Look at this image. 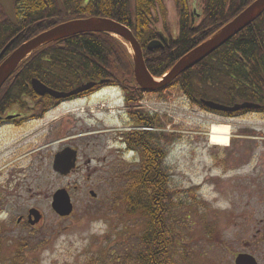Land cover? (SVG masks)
Instances as JSON below:
<instances>
[{"label": "rangeland", "instance_id": "1", "mask_svg": "<svg viewBox=\"0 0 264 264\" xmlns=\"http://www.w3.org/2000/svg\"><path fill=\"white\" fill-rule=\"evenodd\" d=\"M188 1L191 11L201 13L203 0ZM165 3L176 38L177 7L174 0ZM157 26L164 32L162 15ZM56 85L68 87L60 80ZM219 93L223 104L244 102L231 91ZM167 95L166 100L153 94L150 109L163 111L165 131L172 136L165 165L176 203L171 219L176 258L180 264H235L239 253H249L264 264V114L225 117L192 103L177 86ZM122 98V90H104L88 103L64 104L20 131L0 133V264L127 263L125 254L137 247L144 219L127 213L129 175L109 171L113 132L91 137L95 130L121 124ZM213 123L232 126L229 146L211 144ZM69 131L78 133L70 136ZM70 145L80 149L81 168L62 176L53 169L55 154ZM61 188L74 203L69 217L52 208L53 194ZM31 208L42 214L34 226L25 223Z\"/></svg>", "mask_w": 264, "mask_h": 264}, {"label": "trees", "instance_id": "2", "mask_svg": "<svg viewBox=\"0 0 264 264\" xmlns=\"http://www.w3.org/2000/svg\"><path fill=\"white\" fill-rule=\"evenodd\" d=\"M174 1L180 18L176 38L171 36L167 24L165 0H62V7L57 0H16V23L7 20L3 29L9 38L16 36L14 45L18 46L57 23L78 18H112L132 29L142 45L148 69L154 77L161 78L255 0H203V17L198 25L189 1ZM159 14L169 43L164 48L149 50V42L160 38ZM0 20H6L2 10ZM34 61L38 69L33 68ZM17 71L25 80L39 77L55 89H59V80L67 82L68 87L62 90L85 82H95L96 87L118 85L127 90L139 87L127 42L103 32L49 42L25 59ZM173 86L197 100L209 98V93L215 91H231L244 101L264 102V13L167 88ZM168 138H172L171 134ZM166 156L167 152L158 166L153 162L150 173L129 175L125 193L127 213L141 215L145 229L138 237L137 247L126 252L125 264H180L174 252L177 240L171 219L176 203Z\"/></svg>", "mask_w": 264, "mask_h": 264}, {"label": "flooded vegetation", "instance_id": "3", "mask_svg": "<svg viewBox=\"0 0 264 264\" xmlns=\"http://www.w3.org/2000/svg\"><path fill=\"white\" fill-rule=\"evenodd\" d=\"M0 10L3 11L6 19L0 20L1 66L6 58L19 45H14L16 36L9 38L8 33L3 29L7 24V20L13 24L16 23V20L15 22H12L2 6H0ZM14 11L16 16V0L14 2ZM193 14L195 24L199 23L203 17V12H197L195 9ZM21 65L22 63L19 64L16 70L0 88V133L7 132L11 129L20 131L26 124H29L33 121H42L51 111L61 108V106L64 104L81 102L88 103L93 96L104 91L96 88L90 91H84L79 94H75L67 98H56L49 94L41 95L33 87V80L41 79L39 77H31L30 79L25 80L22 77L20 71H17ZM33 68H39L37 62L33 65ZM43 83L46 84L45 82ZM46 85L51 87L48 84ZM80 85L81 84L75 85L74 87L67 90H56L70 92ZM153 94L159 95L166 100L168 97L167 90L156 93L143 90L139 87L123 90V98L120 100L122 101V111H125V113L122 112L120 114L122 119L121 124H118L119 126L112 129L95 130L94 132L96 135L91 136L92 140H94L96 138H100L108 131L113 132L114 136L111 137V141L109 143L110 145H108L110 148V157L114 155V159H111L108 162L110 173L115 172L117 175L148 174L152 171L151 167L153 166V162L156 161L158 166L159 161L164 156L168 136V133L165 131L167 124L165 122L164 114L162 113L163 111L156 110V112H153L150 109L152 107ZM189 99L192 103H195V100L193 101V99L190 97ZM242 112L244 113V111H241L240 113L227 114L225 117H233L238 114H242ZM257 112L264 114V102H260V108L257 109ZM124 116H127L129 120L123 119L122 117ZM79 122L81 121H76V126ZM76 133H78V131H69L68 135L72 136ZM57 137L61 136L59 135ZM66 147H72L78 151L77 167L72 172L76 173L81 168L80 149L71 145ZM104 161L107 162V158H104ZM29 220V217H27L25 220L27 225H29Z\"/></svg>", "mask_w": 264, "mask_h": 264}, {"label": "water", "instance_id": "4", "mask_svg": "<svg viewBox=\"0 0 264 264\" xmlns=\"http://www.w3.org/2000/svg\"><path fill=\"white\" fill-rule=\"evenodd\" d=\"M58 2L61 7V0H58ZM0 6H3L8 17L14 22V0H0ZM263 13L264 0H255L236 18L221 28L216 34L182 57L172 67V69L169 71V74L161 81L155 78L149 71L144 58L143 48L139 40L136 38L133 31L125 24L108 17H91L67 21L57 24L49 30L40 33L15 49L0 66V88L16 70L18 65L33 51L37 50L41 46L55 40L81 33L103 32L115 35L116 37H122L131 44L134 52V74L139 86L150 91L161 90L171 84L182 73L199 64L209 55L222 47L244 28L253 23ZM160 36V39H155L148 44L149 50L164 48L165 44L168 43V37H166L163 33H161ZM95 84V82H88L74 89L73 91L60 92L46 86L38 79L33 80V87L39 94H49L56 98H67L73 96L93 88ZM203 103L211 109L223 112H236L241 109H256L260 107L258 104L252 102H244L241 104H235L233 106H227L212 100H203ZM77 154L78 152L76 150L69 147L58 152L54 161V170L61 175L67 176L70 174L71 171L76 167ZM91 193L96 195L93 191ZM53 199L52 207L56 213L63 217L71 215L74 206L70 194L66 189H59L54 194ZM40 219L41 213L39 210L31 209L30 223L35 225L40 221ZM235 264L259 263L256 258L250 254H240L236 258Z\"/></svg>", "mask_w": 264, "mask_h": 264}, {"label": "bare ground", "instance_id": "5", "mask_svg": "<svg viewBox=\"0 0 264 264\" xmlns=\"http://www.w3.org/2000/svg\"><path fill=\"white\" fill-rule=\"evenodd\" d=\"M233 136L232 126L229 123H213L209 137L212 145L228 146Z\"/></svg>", "mask_w": 264, "mask_h": 264}]
</instances>
